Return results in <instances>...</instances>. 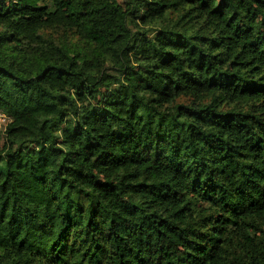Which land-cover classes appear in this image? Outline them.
Instances as JSON below:
<instances>
[{
  "label": "trees",
  "instance_id": "trees-1",
  "mask_svg": "<svg viewBox=\"0 0 264 264\" xmlns=\"http://www.w3.org/2000/svg\"><path fill=\"white\" fill-rule=\"evenodd\" d=\"M0 264H264V0H0Z\"/></svg>",
  "mask_w": 264,
  "mask_h": 264
},
{
  "label": "built area",
  "instance_id": "built-area-1",
  "mask_svg": "<svg viewBox=\"0 0 264 264\" xmlns=\"http://www.w3.org/2000/svg\"><path fill=\"white\" fill-rule=\"evenodd\" d=\"M0 120L4 121L3 124H1L0 122V129H1L10 121V116L4 112H0Z\"/></svg>",
  "mask_w": 264,
  "mask_h": 264
},
{
  "label": "rangeland",
  "instance_id": "rangeland-1",
  "mask_svg": "<svg viewBox=\"0 0 264 264\" xmlns=\"http://www.w3.org/2000/svg\"><path fill=\"white\" fill-rule=\"evenodd\" d=\"M1 112V111H0ZM0 122H1V124H3L4 123V121L3 120H0Z\"/></svg>",
  "mask_w": 264,
  "mask_h": 264
}]
</instances>
